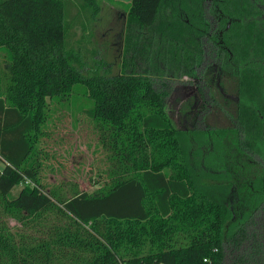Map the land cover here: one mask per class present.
Listing matches in <instances>:
<instances>
[{
	"label": "trees",
	"instance_id": "1",
	"mask_svg": "<svg viewBox=\"0 0 264 264\" xmlns=\"http://www.w3.org/2000/svg\"><path fill=\"white\" fill-rule=\"evenodd\" d=\"M163 1L129 0L119 71L85 75L67 44L63 0H0V264H264V164L241 186L237 179L202 184L164 107L173 77L193 64L190 49H197V63L209 49L202 29L185 21H204V0L173 15L175 31H158ZM250 11L248 2L231 11L235 33L226 57L240 68L247 100L262 95L264 106V21ZM80 84L90 101L86 115L112 162L109 182L92 194L69 180L45 186L40 178L50 105L71 101ZM255 103L238 118V150L264 163V115ZM213 165V179L224 180ZM235 183L238 200L227 204L219 190ZM230 205L239 212L232 215ZM2 216L19 228L12 231Z\"/></svg>",
	"mask_w": 264,
	"mask_h": 264
},
{
	"label": "rangeland",
	"instance_id": "2",
	"mask_svg": "<svg viewBox=\"0 0 264 264\" xmlns=\"http://www.w3.org/2000/svg\"><path fill=\"white\" fill-rule=\"evenodd\" d=\"M93 1L97 6L94 12L85 0H63L65 13L70 21L67 44L78 52L83 74L90 75L94 69H97L99 74H114L119 71L129 0ZM171 2L164 0L160 7L159 15L154 22V27L158 31L165 29L168 20L174 21L169 13ZM176 48L175 45L174 50ZM230 66L227 63L224 68L225 73L219 78L218 84L221 87L214 85L211 90L220 103L212 105L207 109L206 115L199 119H193L192 110L186 108V100L178 103L173 102V99L170 100V92L164 103L167 115L179 130L181 138L187 142L188 153L193 161V172L202 184L224 186L228 184L226 180L237 179L238 185L241 186L247 176L256 178L258 174L263 173L264 163L261 159L258 157H253L255 160L250 159L251 157L247 159L245 154L239 153L238 145H243L241 140L244 132L241 134L236 132L237 124L241 122L238 118L246 109L253 106L251 103L256 102L255 110L263 117L262 95L258 97V102L254 101L257 97L255 93H252L253 96L247 100L241 81L243 78L239 73L230 71L235 70V67ZM83 88L81 84L75 86L71 101L54 102L50 105L51 115L45 128L46 135L39 143L42 160L40 178L45 186L61 184L69 180L77 183L81 190L92 194L100 191L102 186L109 182L108 172L112 162L99 142L94 122L86 115L90 101L84 96ZM222 92L227 98L221 94ZM249 135L252 140L259 138L258 134ZM229 144L232 145V152L229 150ZM221 147L223 154L215 153L216 148ZM214 163L218 164L216 169L219 168L228 175L224 176L225 181L213 179L216 172L213 169L216 166L213 165ZM202 164L208 165L210 169L205 172ZM237 183L232 185L229 192L227 186L219 190V195L221 191L224 193L221 198L225 197L223 199L225 203L233 205L234 199L238 200L237 187L239 189L240 187ZM22 186L23 184L20 183L13 187L12 197ZM230 208L232 215L239 212L237 206ZM2 220L7 221L14 232L20 226L14 218L2 216Z\"/></svg>",
	"mask_w": 264,
	"mask_h": 264
},
{
	"label": "flooded vegetation",
	"instance_id": "3",
	"mask_svg": "<svg viewBox=\"0 0 264 264\" xmlns=\"http://www.w3.org/2000/svg\"><path fill=\"white\" fill-rule=\"evenodd\" d=\"M171 1L169 13L173 18V15L177 11L180 10L179 13L181 14V12H183L182 8H184L187 3L191 4L193 0ZM244 2H248L251 6L250 12L255 19L260 18L261 21H264V0H204L202 7V11L205 15L204 21H189L187 19L188 17L185 20L189 28L202 29L204 35L201 36V39L203 41H210L209 44L212 45L211 48L208 44L209 49L204 47L206 52L200 51L199 54L201 58H199V63H197L195 56H193L195 53L193 51L197 49L195 47L190 49V54H192L190 58L193 64L191 63V68L183 73L182 76L179 77L177 75L173 77L175 82L170 89V100L173 99V102L176 103L186 100V108L192 110V117L194 120L199 119L204 116V114L206 115L207 109L212 107V105L220 103L217 102L216 97L211 93L212 87L214 85L219 88L221 87L218 81L220 76L225 73L224 68L227 63L230 62L232 64L230 67L237 66V64L235 65L236 61L233 63L230 57H226V52L230 51L226 42L231 41L235 33L231 29V25L235 19V15H233L231 11H235V9L238 6H242ZM177 25H179L178 22L168 20L164 28H170L175 31ZM195 38L198 37L195 36ZM201 59L203 61H211V63L205 64L201 62ZM239 70L240 68L238 66L235 70L233 69L230 71H235V73L238 74ZM221 94L227 98L226 94L223 92Z\"/></svg>",
	"mask_w": 264,
	"mask_h": 264
},
{
	"label": "built area",
	"instance_id": "4",
	"mask_svg": "<svg viewBox=\"0 0 264 264\" xmlns=\"http://www.w3.org/2000/svg\"><path fill=\"white\" fill-rule=\"evenodd\" d=\"M121 264H123V263H121ZM124 264H127V263H124Z\"/></svg>",
	"mask_w": 264,
	"mask_h": 264
},
{
	"label": "water",
	"instance_id": "5",
	"mask_svg": "<svg viewBox=\"0 0 264 264\" xmlns=\"http://www.w3.org/2000/svg\"><path fill=\"white\" fill-rule=\"evenodd\" d=\"M128 1V0H127Z\"/></svg>",
	"mask_w": 264,
	"mask_h": 264
}]
</instances>
